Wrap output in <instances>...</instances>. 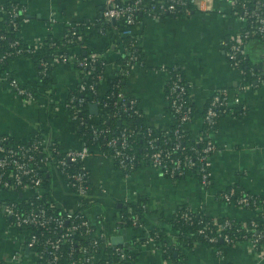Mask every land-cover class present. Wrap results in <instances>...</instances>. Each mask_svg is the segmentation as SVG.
Segmentation results:
<instances>
[{
    "label": "crops",
    "instance_id": "crops-1",
    "mask_svg": "<svg viewBox=\"0 0 264 264\" xmlns=\"http://www.w3.org/2000/svg\"><path fill=\"white\" fill-rule=\"evenodd\" d=\"M15 1L28 6L30 19L21 24L19 35L33 45L49 36L61 40L68 22H93L105 5V0ZM210 4L212 10L193 8L188 15L161 19L143 16L136 31L143 61L136 62L123 77L122 95L138 100L149 124L167 130L173 124V115L167 98L168 75L163 67L182 66L195 106L186 127L197 135L203 127V112L209 99L217 89L229 90L232 108L219 118L211 132L217 147L211 157V185H204L195 173L170 177L147 163L126 172L97 147L86 158L90 192L82 205L84 213L98 231L107 232L106 245L110 249L127 247L134 253L132 264H264V245L258 248L247 240L220 247L198 241L181 248L180 263L167 258L159 242L151 240L154 229H162L169 238L177 233L172 218L182 206L202 208L213 217L238 221L264 217V202L259 207H246L220 196L233 185L264 198V37L252 36L246 43L247 59L255 69L252 80L256 83L243 88L241 85L251 80L242 67L230 63L224 45V40L240 33L243 22L232 13L231 0H210ZM112 29L102 32L86 28L78 44L62 47L69 55L92 49L102 57L105 75L96 92L99 96L108 90L110 78L117 74L125 53V44L119 37L123 32ZM53 65L44 79L33 56L10 60L8 67L34 90L35 97L26 100L0 81V134L23 141L41 132L58 141L64 150L83 144L84 137L66 105L69 97L77 93L82 73L72 61ZM243 105L245 112H241ZM45 175L44 190L55 203L63 210L76 211L79 196L68 187L59 169L50 164ZM13 194L0 189V263L43 264L23 232L3 213L2 203ZM124 201L144 204L143 226L117 227L118 210ZM16 250L22 254L21 261L11 259Z\"/></svg>",
    "mask_w": 264,
    "mask_h": 264
},
{
    "label": "built area",
    "instance_id": "built-area-1",
    "mask_svg": "<svg viewBox=\"0 0 264 264\" xmlns=\"http://www.w3.org/2000/svg\"><path fill=\"white\" fill-rule=\"evenodd\" d=\"M231 2L232 13L241 19L243 26L237 36L224 40V45L230 63L242 67V61L247 57V41L256 34L264 35V0H231ZM193 8L212 10L210 0H105L102 17L106 21L117 22L118 25L113 24V28L121 29L123 34H133L136 33L140 23L138 11L144 12L151 18L161 19L169 15H188ZM0 10L3 18L8 20L9 25L18 34V37L10 43L13 49L0 54L1 68L9 55H32L39 50L46 39L36 45L20 44L21 24L30 19L26 4L15 0L0 1ZM85 22H68L63 36L67 42L74 43L76 34L77 37H82L83 31L78 30L77 26ZM92 27V24L85 26V28ZM0 37L4 38L5 34H1ZM48 42L51 46L56 45V40ZM134 44L132 43L131 48L126 47L127 57L125 62L119 65L117 74L121 78L130 73L136 62L143 61L134 49ZM57 61H72L82 73L78 85L79 92L90 90L87 97L97 104L101 102L93 96L97 92L98 83L105 75L104 67L100 70L97 68V62L104 65V61L97 53L82 57L80 54L69 55L63 48H56L52 58H40L42 65L40 72L45 74L48 67ZM178 67L179 65L163 67L168 75V105L173 115V124L177 125L174 129L176 135L171 143H169V135L172 129L169 128L157 135L149 126L143 135L146 143L139 153L135 146L136 135L140 131L126 125L105 142L108 149L100 146L97 148L102 154L111 156L118 167L126 172L132 171L141 163H147L162 169L170 177L195 173L204 185H211L213 179L211 157L217 148L211 139V132L216 129L219 118L232 108L229 90L223 87L214 92L203 113L204 128L202 127L201 134L198 133L194 141L187 144L184 137L186 124L193 117V102L189 84ZM88 78L93 79L87 82ZM120 79L113 85L114 88H119L118 102L122 103L123 109L133 110L138 115L142 114L136 98L128 99L122 95ZM0 81L26 100L35 97L34 90L24 85L17 77L11 76L5 65L0 69ZM255 83V80L245 81L241 86L246 88L254 86ZM86 101V96L78 93L69 97L66 105L71 109L74 119L82 111V105ZM126 102H129V105ZM240 108L241 112H245L244 105ZM109 130V127L93 128V137L98 138ZM95 147L85 137L80 147L64 150L58 141L47 138L41 132H36L31 139L12 140V142L9 140V135L0 134V189L15 193L2 203V210L12 225L23 232L24 239L35 250V254L43 264H114L113 253L122 259H132L133 253L130 249L125 247L110 249L106 245L107 232L98 231L96 226L93 227V222L86 217L82 207L90 192V172L86 158L94 152ZM50 164L59 169L68 187L79 196V207L76 211L61 209L52 195L44 190L47 182L45 174ZM220 196L227 202L246 207H259L264 202L262 196L233 185L223 190ZM199 209L202 208L187 206L178 209L175 215L179 221L197 223L195 232L210 242L216 243L219 239L227 243L247 240L258 248L264 245V217L245 221H238L232 217L196 219ZM130 217L135 225L143 226L139 214L133 213ZM121 221V215L118 214L117 227L122 226ZM25 225H33L36 230L29 231L27 228L22 230ZM147 233L149 234L148 231ZM178 236L179 233L171 236L168 244L160 240L158 233L153 231L151 240L159 242L165 255L171 245H176ZM11 259L21 261L22 254L16 250L11 254Z\"/></svg>",
    "mask_w": 264,
    "mask_h": 264
},
{
    "label": "trees",
    "instance_id": "trees-1",
    "mask_svg": "<svg viewBox=\"0 0 264 264\" xmlns=\"http://www.w3.org/2000/svg\"><path fill=\"white\" fill-rule=\"evenodd\" d=\"M137 15L141 21L143 16H145V13L142 11H138ZM87 24H92L93 29H95L97 31H103V32L106 30H113L112 29L113 24L118 25L117 22L115 23V22L106 21L102 17V14H101V16L97 17L96 20H94L93 22L86 20L85 24H82V23L79 24L77 26L78 30L82 29V31H83L84 29H86L85 26ZM118 30H120V29H118ZM1 34H5L4 38L0 37V54H3L5 52L13 49L11 47L10 43L12 40H14L15 38L18 37V34H17V31H15L11 27V25H9L8 20L3 18V14L1 13V10H0V35ZM79 34H80V32H79ZM117 34L119 35L120 32L117 31ZM254 36L264 37V35H260V34H256ZM119 37L122 38V40L125 44V53L123 54L122 60L120 62L121 64H123L125 62V59L127 57L126 47L131 48L132 43H135L133 45V47H134V49H136V51L139 53L140 58L143 60L139 33L125 34V35H123L121 33V35ZM21 40H22L20 43L21 45L27 46L29 44V43H26L22 38H21ZM49 40H56V45L55 46L49 45V42H48ZM80 41H81V38L77 37V34H76V41L74 43L67 42L65 37H63L61 40H59L53 36H49L45 40V43L39 48V50L32 53V55H23V56H33L39 62L40 70H41L42 65L40 64V58L50 59L53 57V53H54L56 48H62L64 45H75V44H78ZM91 53H95V52L92 49H90L89 51L87 50V53H80V56L87 57ZM14 57H17V56H15L14 54L9 55L7 57V59L5 60L4 64L1 65L2 66L1 68H3L4 65L8 67L10 60ZM99 58L101 60H103L102 57L99 56ZM242 62H243L242 68L244 70L246 78L250 79V80L254 79L255 74L253 72H255V69L253 67H251V64L249 63L247 57ZM97 65H98V67H97L98 70H100L104 67V65L101 64L100 62H97ZM53 66L54 65L51 64L48 67L46 73L43 74L42 72H40V75L42 77H44V79H46L45 77L48 75V73L53 68ZM178 69L181 70V72L183 73V75L185 77L183 67L179 65ZM8 70L10 71L11 76H15V74L12 72V70L9 67H8ZM120 78H121V76L119 74H116L115 76L111 77L110 81H109V87H108V90L106 91V93L101 95V96L96 95V94L93 95L95 98L101 100V102L97 104L98 105L97 112L92 111V109H91L92 101H91V99H89L87 97L88 92L90 90L81 91L80 93H79V90H77V93L79 95L86 96L87 101L82 105V111L80 113H78L75 121L77 123V127L80 130V133L85 138H87L94 146H96V147L100 146V148H103V149H108V146L106 145L105 142L111 136L119 133L124 126L127 125L128 127L136 128L140 131V133H138L136 135L137 136V144L135 146V149L137 150V152L140 153L143 150V147L146 143V139L143 135L147 132V129L149 126H151L153 132L156 133L157 135H160L162 132H165V130L163 128L156 127L154 125L149 124L146 120L144 111L142 110L141 107L138 106L141 113H142L140 115L135 113L133 110L131 111L130 109H128V110L123 109L122 103L118 102V100H119V95H118L119 88L113 87L114 83L116 81H118ZM92 79L93 78H88V79H86V81L89 82ZM120 81H121V83L123 82V77L120 79ZM98 87H99V83L97 85V89H98ZM166 90H167V85H166ZM128 99H130V98H128ZM126 103L129 105V102H126ZM204 112H205V109H204ZM192 113H193V115L195 113L194 104H193ZM94 114H96V115H94ZM96 116H97V118H96ZM176 126H177L176 124H172L170 127V129H172V132L169 135V137H170L169 143H171V141L175 138L176 134L174 132V129ZM101 127H109L110 130L107 131L106 133L100 135V137L94 138L93 133H92L93 128H101ZM203 128H204V125H203ZM185 132H186V136L184 137L185 143H187V144L192 143L194 141V138H196V135H194L188 128L186 129ZM9 140H10V142H12L13 139L9 136ZM182 176H185V175L176 176V177L178 178V177H182ZM186 207L187 206H182L179 208V210L184 209ZM118 211H119L118 214L121 215V218H122V221H121L122 226H130V227L135 226V224L132 221V218L130 217L131 214H133V213L139 214L140 220L143 222L144 217H145V213H146L145 208H144V204H142L141 202L140 203L139 202L133 203L130 201L123 202L122 205L119 207ZM199 217L201 219H213L214 218L213 216L207 214L204 209H199V212L196 215V219H198ZM217 218L218 219H224L225 217H217ZM172 224H173L175 231L177 233H179V236L177 238L176 245H171L168 248V250L166 251L165 256L169 259H172L176 263L181 262V248L182 247H188L189 248V247L193 246L198 241L205 242V243L210 244V245H216L218 247H220L224 243H227L223 239H219L216 243L208 241L201 234H198L197 232H195L197 229V226H196L197 223L191 224V223L179 221V220H177L176 215H174L172 218ZM92 225H93V227H95V224L92 223ZM24 228L29 229V231H35L36 230V227L33 225H25V226H23L22 230H24ZM153 231H156L158 233L160 240H162L164 242L169 241V236L162 229H160V228L154 229ZM168 244H169V242H168ZM125 248L128 249L127 247H125ZM112 260L114 261V264H132V261L134 260V253L132 254V259H128V258L122 259L119 255H116L115 253H113Z\"/></svg>",
    "mask_w": 264,
    "mask_h": 264
},
{
    "label": "water",
    "instance_id": "water-1",
    "mask_svg": "<svg viewBox=\"0 0 264 264\" xmlns=\"http://www.w3.org/2000/svg\"><path fill=\"white\" fill-rule=\"evenodd\" d=\"M91 109H92V111H95V112H97V109H98V105H97V103H91Z\"/></svg>",
    "mask_w": 264,
    "mask_h": 264
}]
</instances>
